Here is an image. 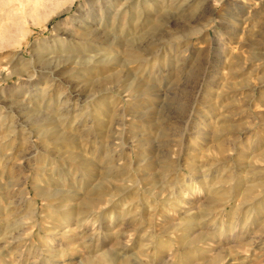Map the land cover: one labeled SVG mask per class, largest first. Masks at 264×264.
I'll use <instances>...</instances> for the list:
<instances>
[{
    "label": "rangeland",
    "instance_id": "374dc122",
    "mask_svg": "<svg viewBox=\"0 0 264 264\" xmlns=\"http://www.w3.org/2000/svg\"><path fill=\"white\" fill-rule=\"evenodd\" d=\"M91 1L0 0V264H264V0Z\"/></svg>",
    "mask_w": 264,
    "mask_h": 264
},
{
    "label": "bare ground",
    "instance_id": "6f19581e",
    "mask_svg": "<svg viewBox=\"0 0 264 264\" xmlns=\"http://www.w3.org/2000/svg\"><path fill=\"white\" fill-rule=\"evenodd\" d=\"M31 1H33V0H31ZM38 2H40V1H38ZM102 3H103V0H92L91 4H90L91 9H94V8L96 10L98 9L99 13L101 14V22L104 20L105 17H107V16H105L106 13H107V8L102 6ZM73 6L74 5L70 6L68 9L65 10V12H68V10L70 8H72ZM36 7H38V6H36ZM33 9H34V7H33ZM82 9H83V6L81 5L79 7L78 11H77V15L72 17V21L76 20L74 22L75 23L74 27H77V29H80V30H83V28L78 26V24H76V23H77V20H79L80 17L83 16L82 15L83 14L82 13ZM36 10H37V8L35 9V11ZM91 11L92 10L87 11V13L85 15V19L81 20V21H78V23H82V24H86L87 25L88 24L87 20L91 19ZM37 12L38 11H36L35 13H37ZM41 18H42V16L39 15L38 16L39 21H40ZM106 20H110V19L107 17ZM57 27L58 26L55 27V30H57ZM10 29H11V32H12V28H10ZM14 30H15V27H14ZM6 32H8V31H6ZM73 33L69 30V31H67V32H65L63 34H61V33L59 35L55 34L53 37H51L49 39V40H52V42H51L52 44L49 43V40H41L40 42H38L36 44L37 48H35L34 55H33L34 60H27L23 56V54H22V52L20 50L11 52L7 56L8 60H6L7 63L5 64L6 65L5 67H7V70H8V74L6 76H4L3 79L4 80H8L12 76L17 75V74L18 75H22V76H24L27 79V82L24 83V85L22 84L23 86L22 85L21 86H17V88H23V90L25 92H27L28 94L31 91H34V92L44 91V89L46 87L45 88H43V87L40 88L39 86H41L42 84H44V86H46V85L48 86L50 84V81H49V83L48 82H42L41 80L43 79V76L49 74V76H51V78H53L54 75H55V71L56 70L52 71L51 73H47V70H44L43 68H38L37 64H38V62H47L48 63V62L54 61L55 58L51 57V56H55L58 51L62 50V52H63V49L65 48V46H67V47L68 46H72L73 47L76 44V36ZM0 35H1V32H0ZM11 39H12L11 33H6V34H3V35L0 36V46L3 49V50L0 49L1 52L8 51V50H6V48L9 47L8 45L11 43ZM3 45H5V46H3ZM4 48H5V50H4ZM2 61H4V60H2ZM57 70H58V68H57ZM54 82H55V80H54ZM52 84H53V82H52ZM52 86L53 85H50L48 87V89L51 88Z\"/></svg>",
    "mask_w": 264,
    "mask_h": 264
}]
</instances>
